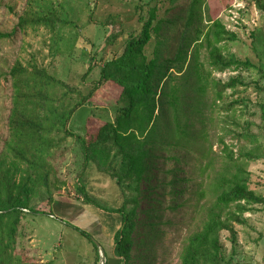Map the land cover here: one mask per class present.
<instances>
[{"label": "trees", "instance_id": "16d2710c", "mask_svg": "<svg viewBox=\"0 0 264 264\" xmlns=\"http://www.w3.org/2000/svg\"><path fill=\"white\" fill-rule=\"evenodd\" d=\"M254 1L264 15V0ZM174 3L175 0H156L143 16L140 14L139 31L129 34L121 55L102 65L97 85L109 83L120 90L115 118L101 122L89 140L76 137L84 157L83 166L85 162H93L99 171L108 173L116 180L123 197L119 208L108 210L121 216V225L114 235V260L106 259L104 264H133L134 248L141 246V241L135 240L134 232L140 225L137 215L143 196L142 182L147 183V197L152 191L154 149L185 151L182 159L176 154L155 155L173 163V167L166 171L171 177L166 183L160 181L158 188L164 184L169 188L167 193L176 198L174 209L183 204L190 205V178L181 176L182 165H188L185 163L188 152L196 153L201 173L193 191L191 231L183 239L178 264H231L226 260L221 233L229 234L233 251L237 242L236 226L246 224L244 214L253 211L256 205L264 206V195L250 189V175L240 163L242 158L246 159L242 162L263 158L261 146L245 152L239 149V155H236L229 150L224 135L220 136L218 142L222 145L223 155L220 156L219 171L214 176L207 174L215 166L207 127L215 124V116L224 111L229 115L218 121L228 134L231 128L227 125L232 124L228 121L230 113L235 112L239 102L245 107L249 104L243 98L225 100L227 90L235 92L236 87L246 86L239 77L222 82L212 79V73L253 69L264 79V70L249 60L243 61L224 52V46L237 41V36L227 30L221 20L207 15L209 1L188 0L182 14L177 12L171 19L168 15ZM136 9L143 10L140 5ZM25 15L18 22L21 30L43 23L55 35L69 24L60 16L38 15L36 19H30ZM58 25L61 26L57 30ZM169 29L174 30L173 39ZM8 36L0 32V39ZM113 36L108 37V45L114 40ZM52 40L58 42L55 37ZM205 50L207 56L203 54ZM9 74L14 96L9 122L12 138L7 149L12 152L13 161L25 162L27 169H22L16 180V173L0 163V264H29L16 253L20 221L27 215L45 214L31 206L30 198L41 194L43 190L40 188L43 187L50 195L48 182L52 170L47 166L54 155L53 149L58 148L62 140L74 136L68 130V124L78 107L87 105L93 94L83 95L44 67H25L16 62ZM259 106L264 121V102ZM234 135L232 138L238 142L243 138L250 144L258 143L254 134L242 131ZM15 164L12 167L17 169ZM202 176H205L204 181ZM210 177L212 181H209ZM78 180L81 181L80 177ZM78 185L85 203L101 208L84 191V186ZM179 199L184 203H177ZM146 214V225L151 228L154 223L150 210ZM73 228L89 240L98 260V248L91 235ZM137 257L142 261L140 251Z\"/></svg>", "mask_w": 264, "mask_h": 264}, {"label": "rangeland", "instance_id": "374dc122", "mask_svg": "<svg viewBox=\"0 0 264 264\" xmlns=\"http://www.w3.org/2000/svg\"><path fill=\"white\" fill-rule=\"evenodd\" d=\"M187 1L175 0L168 16L174 19L175 13L182 14ZM207 1V15L221 20L227 30L236 33L237 41L227 43L224 52L243 61L249 60L264 70V15L255 1ZM155 3L156 0H0V32L9 35L0 39V163L16 173V180L27 166L25 162H14L12 152L7 149V143L12 138L9 122L14 96L13 80L9 73L15 63L19 62L25 67L47 68L56 78L83 95L93 94L87 105L78 107L68 124V130L74 136L62 140L59 147L53 149L54 155L47 166L52 170L48 182L50 195L43 187L40 188L43 190L41 194L30 198L31 206L45 214L27 215L20 221L16 253L29 264H99L92 244L73 226L91 235L95 243L100 245L105 261L114 260V235L120 228L121 216L108 210L117 209L123 204L121 190L116 180L108 173L99 171L93 162H85L83 166L84 157L76 137L89 140L101 122L114 120L120 90L109 83L97 85L100 68L105 61L121 55L129 34L139 31L140 14L143 16ZM137 5L143 8L142 12L136 9ZM25 14L30 19H36L38 15L60 16L69 24L62 28L58 25L56 29L62 30H58L55 35L43 23L21 30L18 22ZM164 30L165 27L163 35ZM112 34L115 35L114 40L108 45L107 39ZM170 36L173 39L174 30H170ZM54 37L57 43L52 42ZM203 54L207 56L206 50ZM232 77H239L246 86L236 87L235 92L227 90L224 96L226 102L243 98L249 104L245 107L239 102L235 112L230 113L228 121L232 124L227 125L231 128L228 134L221 129L222 122L218 121L229 115L224 111H220V116H215V124L207 127L215 159L213 171L207 174L214 176L219 171L220 156L223 155L222 145L218 142L220 136L224 135L226 145L236 155H239V149L245 152L254 146H261L263 158L247 162H242L246 161L242 158L240 163L250 175V189L264 195V121L259 106L264 102V91L261 90L264 88V79L253 69L212 73V79L222 82ZM232 131L236 135L242 131L254 134L258 137V143L250 144L243 138V141L238 142V139L232 138L235 136ZM159 154L160 157L176 154L182 159L185 151L173 148L171 152L165 148L153 151L152 191L147 197V183L143 181V196L137 215L140 225L134 232V238L141 241V246L139 244L134 248L133 264H178L183 239L191 231L193 191L196 180L201 177L196 153L188 152L185 160L188 165L181 167V176L190 178V205L183 204V200L179 199L177 203L183 205L177 209L173 208L176 198L167 193L169 188L165 184L158 188L160 181L166 183L171 177L166 171L173 167L171 160L155 157ZM13 164L17 169L12 167ZM202 178L204 181L205 176ZM212 180L210 177L209 181ZM78 183L84 186V191L101 208L85 203ZM147 210H150L151 222L154 223L151 228L146 225ZM244 216L246 224L236 226L237 242L233 251L228 241L229 234L222 232L220 235L226 260L231 264H264V206L256 205L253 211ZM139 251L142 261L137 257Z\"/></svg>", "mask_w": 264, "mask_h": 264}, {"label": "water", "instance_id": "95a60500", "mask_svg": "<svg viewBox=\"0 0 264 264\" xmlns=\"http://www.w3.org/2000/svg\"><path fill=\"white\" fill-rule=\"evenodd\" d=\"M96 246H97V248H98V253H99V264H104L105 256H104V254L102 253V251L100 250V249H101V248H100V245H98V244L96 243Z\"/></svg>", "mask_w": 264, "mask_h": 264}]
</instances>
